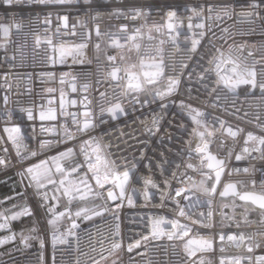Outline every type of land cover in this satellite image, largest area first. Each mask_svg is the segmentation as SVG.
I'll return each mask as SVG.
<instances>
[{
	"label": "built area",
	"instance_id": "2783aa9c",
	"mask_svg": "<svg viewBox=\"0 0 264 264\" xmlns=\"http://www.w3.org/2000/svg\"><path fill=\"white\" fill-rule=\"evenodd\" d=\"M249 0H73L72 4L66 5H42L35 0H13L11 5L0 0V24L11 25L20 23L23 27L17 31L14 27L9 37L5 38L0 33V44L5 47L0 48V149L7 148L8 152L0 151V156L11 160L7 168H0V176L13 173L16 177L17 172L27 165H31L46 156L56 154L65 147L75 146L78 150V141L57 147L53 145L46 150L45 155L30 157L27 161L18 162L15 149L11 141L7 139L8 133L4 131L6 127L19 126L21 133L25 137V143L29 150H35L36 140L54 139L47 133H41L40 128L43 123L50 127L56 121H44L39 119L40 111H47L49 107L59 111L61 94L65 102V109L69 112H76L78 119L84 120V111H90L96 122L97 127L89 135L99 137L106 146V151L111 154V159L118 164V171L130 169L129 180L125 185V197L123 201H109L113 209L119 215L120 231L123 236L125 248L120 253L122 264H183L186 254L184 245L188 239L214 238L213 249L210 251H198L193 260H203L204 264H219L221 256L225 258V264H228L230 258L240 257L241 264H257L256 257L264 256V236L257 235L264 233V224L261 220L249 219L248 211L239 209L230 215L226 214L220 205L221 197L215 195L209 197L201 191L199 181L202 179L196 170L200 167L201 158L195 152V148L200 143L198 136L192 135V129L196 127L189 117L187 110L180 107V101L184 100L193 107L198 108L205 113L202 118L208 125L209 131L213 136L209 138L211 143L209 149L217 158H226L228 149H233L230 159H226V167L221 177V184L218 191L222 190L225 183H235L247 191L264 194V187L261 186V180L264 179L259 171L252 173V168H264V159H260V153L252 152L251 155L245 154V158L237 161L236 154H241L244 147V140L248 132L255 136H264V131L256 126L255 116L259 112L264 116V100L260 99V92L251 90L249 85H240L235 93L227 90L210 93L201 83L197 81V75L201 72L200 65L207 66L206 61L208 52L212 44L219 46L221 41V28H228L235 39L236 45H243L242 52H235L241 58H247V64L251 67L255 61L264 56V34H262L257 21L256 31H249L254 25H251L245 18L233 16L231 19H216V12L209 13V6H219L225 4L236 5V11L239 12L240 5H246ZM204 9L201 16L193 15L192 9ZM133 9H138L139 13ZM117 11L123 15H114ZM174 12L175 16L169 20V13ZM50 14V16H49ZM68 16L67 27L64 22L58 19V16ZM211 19H206V17ZM48 17L50 23L46 24ZM95 17V19H93ZM135 17V18H133ZM78 21H87L89 27L99 25L101 32L115 33V37L124 44V33L119 31L123 25H127L128 34H134V29H141L140 35L135 43L140 45L139 49L127 44L122 49L109 47L110 37L101 38L100 51L94 48L96 43L95 33L92 35V43L84 50V63L73 64L72 58L68 57L66 63L59 62L58 53H56V63H53L50 57H53V46L59 47L61 44L72 45L80 43V37L70 35L71 26L77 24L76 31L81 28ZM179 25L173 32L169 33L167 25L169 23ZM205 23L206 29H197L193 26L191 30L188 24ZM59 28V34L57 29ZM159 28V31L156 29ZM205 31V36L201 39V44L195 53L190 52L191 40L199 38L193 36V33ZM177 32L179 35H177ZM175 37L173 44L172 37ZM151 37V38H149ZM39 38L41 43L36 44ZM48 39L53 41L52 45L46 43ZM163 41V43H161ZM232 41H229L231 43ZM251 52L253 55L249 56ZM105 53L116 55V64L122 69L131 68L134 72L140 71V62H150L151 57L159 60L164 59L166 65L175 63L178 67L183 60L189 64L188 71L195 68L191 81L188 80L187 72L176 93L167 98L164 102L168 107L161 110V101L156 99L154 102L143 107L129 104L128 98H123V107L125 115H118V118L112 120L107 113L101 115L100 106H110L109 102H115L120 97L122 87L127 85V80H112L107 73L111 71L112 66L107 62ZM123 57L121 60L120 57ZM98 57V59H97ZM135 66L132 68L131 66ZM257 70V79L260 76V64L255 65ZM167 71V70H166ZM63 83H61V76ZM119 75L123 76L121 72ZM214 79V77H213ZM99 81V82H98ZM159 83L166 84V78H162ZM76 91H73V85ZM88 84L87 91L83 85ZM211 86V85H210ZM55 91L49 92L48 89ZM191 89V93H189ZM105 93V98H101L100 93ZM4 96L8 97L7 105L4 104ZM142 99H152L147 93H140ZM219 96V99H217ZM87 97V100L84 98ZM130 98V97H129ZM52 101L49 104V101ZM77 103L73 106L70 101ZM171 101H175L172 103ZM83 102V103H82ZM87 105V107H85ZM26 109H31L36 119L27 118ZM227 109V111H225ZM235 109L240 112L233 114ZM8 113H11L9 116ZM245 113L248 115L245 116ZM153 115L157 120L153 132L147 131L146 125L151 126ZM219 118L225 122L223 128L215 120ZM103 119L105 123H99ZM58 122L64 123L65 118L58 116ZM70 125V118H68ZM232 127L243 131L233 138L228 135L226 129ZM158 129V130H157ZM74 131V127L72 128ZM203 128L198 131H203ZM36 139L33 140L32 137ZM81 139H88L83 136ZM258 146L255 141H250L249 148ZM83 159L82 156H78ZM192 164V169H187V174L192 177L193 182L185 181L177 183L173 181L170 189L171 196L180 201L185 215H179V209L172 200L161 201V191H166L164 187V178L170 176L173 171L184 173L187 164ZM179 165V168L176 166ZM244 168L249 172L245 173ZM240 169V171H232ZM204 171H209L204 169ZM214 176V173H211ZM145 180H151L157 185L152 188L148 185L147 190L151 193V198L146 200L144 197ZM256 184L253 186L252 181ZM212 181H207L205 187H210ZM106 187H110L107 185ZM177 190H183L181 196H176ZM119 193V189H115ZM195 192L190 200H184V195L188 192ZM30 197L40 214V234L44 240V247L41 248L40 242L33 249L19 251L0 259V264H75L77 255L76 239L69 237L70 245L57 244L54 250L51 242V229L46 226V216L44 209L39 206V200L30 192ZM106 195V193H105ZM129 199L131 203H129ZM199 200L196 203V200ZM211 199V207L207 201ZM99 204L103 201L99 200ZM121 206L116 209L115 204ZM191 204L189 207L188 205ZM212 211L213 216L209 223L210 227H205L200 223L193 221L204 220L207 213ZM259 211V210H257ZM204 214L202 216L201 214ZM222 213H225L231 219H222ZM163 216L167 220H176L181 225H186L191 229L188 236L183 239H168L167 233L176 232L180 234L181 229H173L171 224L165 223L162 228L165 235L159 239H152L147 243V248L141 247L134 249L131 253L126 250V245L135 239H139L141 234L147 235L148 229L145 223L150 217ZM247 217V223H245ZM239 222V227H237ZM113 218L111 213H105L104 216L87 222L78 223L80 225L77 233L80 240V249L83 252H90L89 233L92 234V241L95 243L96 234L99 231L107 233L113 227ZM70 226V222L57 226V235L65 233ZM224 232L232 234L242 232L245 236H255V243L259 247H253L252 252L247 251L248 241L237 247L235 243L225 240L223 243L219 240V234ZM223 247L224 251L220 249ZM138 253H143L139 255ZM251 257V259H248ZM82 264H88L87 257H81Z\"/></svg>",
	"mask_w": 264,
	"mask_h": 264
},
{
	"label": "snow or ice",
	"instance_id": "6c2138e0",
	"mask_svg": "<svg viewBox=\"0 0 264 264\" xmlns=\"http://www.w3.org/2000/svg\"><path fill=\"white\" fill-rule=\"evenodd\" d=\"M36 3L42 5H66L72 4L73 0H35ZM90 2V0H85V3ZM4 3L11 5L13 0H4ZM134 12L139 13L138 9H133ZM204 9H192L193 15L199 17L201 16ZM209 13L216 12V19L221 20L223 18L231 19L233 16H238L245 18L251 25H254L249 29L251 33L256 31V23L259 21V27L262 34H264V0H249L246 5H240L239 12L236 11V5L234 4H225L219 6H209L207 8ZM114 15H123L120 11L114 13ZM50 16V14H49ZM175 16L174 12L169 13V20ZM135 18V17H133ZM58 19L64 22V26L67 27L68 16H58ZM95 19V17H93ZM206 19H211V17H206ZM45 23H50V19L46 17ZM78 24L81 28L80 32L76 31L77 24L71 26L70 35L79 36L81 42L66 45L61 44L59 47L53 46V57L49 59L53 63H56V53H58L59 62L61 64L66 63L67 58L71 57L73 64L84 63V50L89 47V44L92 43V35L95 33L96 43L94 48L97 52L100 51L101 38L108 36L110 37L109 47L122 49L127 44L131 43L132 46L139 49L140 45L135 43L137 37L141 33V29H134V34L129 35L127 30V25H123L119 28V31L124 33V44H121L120 40L115 37V33L110 32H101L99 25L94 27H89L87 21H78ZM197 29H206L205 23H197L193 25L191 22L188 24L189 30L193 28ZM15 28L17 31L22 29L20 23H13L11 25L0 24V33L3 34L5 38L9 37L12 28ZM179 25L169 23L167 25L169 33L173 32ZM159 31V28L156 29ZM221 35L219 40L221 43L219 46L212 44L209 52L208 58L206 61L207 66L204 67L200 65L201 72L196 74L197 81L202 84V86L210 91V93H217L218 91L227 90L228 92L235 93L236 89L240 85H249L251 90L259 89L260 99L264 100V78L257 79V70L255 65L260 64V76L264 77V56L258 61H255L254 64L249 67L247 64V58H241L240 55H236L235 52L241 51L243 45H236L235 39L230 33L229 29L224 27L220 29ZM57 34H59V28L57 29ZM205 31H200L199 33H193V36H198L199 38H193L191 40L190 52L195 53L198 49V46L201 44V39L205 36ZM177 35L179 33L177 32ZM151 38V37H149ZM173 44H175V37L172 38ZM229 41H232L229 43ZM41 43L40 39H36V44ZM47 44L52 45L53 41L48 39ZM163 43V41H161ZM5 47L4 44H0V48ZM249 56L253 54L248 53ZM107 62L112 66L111 71L107 75L115 81L127 80V85L122 87V92L120 97H117L115 102H109L110 106L105 107L103 104L100 106L101 115L107 113L112 120L118 118V115H125V108L123 107V98H128L127 102L134 107L140 106L143 107L154 102L156 99L161 101L160 108L164 110L168 107V104L164 101L171 97L173 93H176L184 79L185 73L187 72L188 80L191 81L192 75L195 73V68H192L191 71H188L189 64L185 61H181L177 67L175 63L166 65L164 63L163 57L159 60L156 57H151L150 62H145L141 60L140 62V71L134 72L129 69H122L119 65L116 64L117 56L108 55L105 53ZM98 59V57H97ZM122 60L123 57L121 56ZM134 68L135 66H131ZM167 70V71H166ZM121 72L124 73L123 76L119 75ZM61 76V83H63V77ZM214 77V79H213ZM162 78H166V86L163 90L156 87L159 81ZM99 82V81H98ZM211 85V86H210ZM89 85L84 84L83 88L87 91ZM73 91H76L75 84L73 85ZM51 93L55 91L54 89H48ZM140 93H147L151 95L152 99L147 98L142 99ZM191 93V89H189ZM101 98H105V93H100ZM130 97V98H129ZM87 100V97L84 98ZM219 99V96H217ZM4 104L7 105L8 97L4 96ZM175 103V101H171ZM52 101H49L51 104ZM77 102L75 100L70 101L71 105H75ZM83 103V102H82ZM87 107V105H85ZM180 107L187 110L192 123L196 126L192 129V135L198 136L200 138V143L195 148V152L201 158V164L198 169H196L202 179L199 181L200 188L197 191H201L203 194L212 197L219 195L221 198L228 196L239 197L241 201L251 202L253 205L258 206L261 212H264V194H255V193H244L240 194L237 192V185L235 183H225L222 186V190L218 191V186L221 184V177L224 173L226 167V159H230L233 154V149H228V155L226 158H217L216 155H213L209 151V144L211 143V138L213 132L209 131V125L202 119L205 116V113L200 111L198 108L193 107L192 104L186 103L184 100L180 101ZM27 118L29 120L36 119L34 112L31 109H26ZM227 111V109H225ZM240 109H235L234 115L239 113ZM10 116L11 113H8ZM83 115L84 120L81 121L78 119V114L76 112H69L65 109V102L63 99V94H61V99L59 103V111L57 109L49 107L47 111H40L39 119L41 122L44 121H56L57 123L52 124L50 127H46L43 123L41 124L40 131L41 133H47L51 136H54V139H39L36 140L35 150H29V146L25 143V137L21 133L19 126L6 127L5 132L8 133L7 139L11 141L13 148L15 149L18 162L27 161L30 157H36L38 155H45L46 150L50 149L53 145L57 147L61 145L68 144L69 142L78 141L79 148L75 146L65 147L62 151H58L55 155L47 156L45 159L41 160L39 164H31L25 167H22L17 175L20 177V183L24 186L25 189L32 188L34 194L39 200V206L44 209L46 216V226L48 229H51V242L55 255L56 245H70L71 241L69 237H74L76 239V257L75 264H82L81 257H87L88 264H122V259L120 253L124 250L125 244L123 236L120 231L119 215L113 209L112 205L109 204V201L115 202L117 200L123 201L125 197V185L129 180L130 169L118 171V164L116 161L111 159V154L106 151V146L103 144L102 140L99 137L89 135L90 132L94 131L97 127L96 122L90 111H84ZM248 114L245 113V116ZM58 116L64 117L65 122L59 123ZM70 118V125L68 122ZM215 120L220 124V127L223 128L225 122L215 118ZM256 126L264 131V116L261 113H257L255 116ZM103 119L99 123H105ZM157 120L153 115L151 126H147V131L152 133L153 128L156 126ZM74 127V131L72 128ZM203 128V131H198V129ZM158 130V129H157ZM228 135L235 138L239 132L243 131L242 129L237 128L233 130L232 127L226 129ZM83 136H88V139H81ZM33 140L36 139L35 136L32 137ZM250 141H255L258 146L249 148L248 144ZM0 142H3V137H0ZM0 151L7 153L8 149L3 148ZM252 152L260 153V159H264V136H255L252 132H248L244 140V147L241 150V154H236L235 159L240 161L245 158V154L251 155ZM82 156L83 159H76V157ZM70 160L72 161L68 167H65L63 161ZM11 164V160L0 156V168H7ZM179 168V165L176 166ZM192 164L186 165V170L184 173H178L173 171L170 176L164 178V187L166 191H161V201L172 200L179 209V215H185L183 207L180 206V201L175 200L171 194L170 189L173 181L177 183H184L185 181L193 182L192 177L187 174V169H192ZM209 171H204V169ZM232 171H240V169H232ZM245 173L249 172L248 168H244ZM259 171L264 175V168L256 169L252 168V173ZM214 173V176L211 174ZM207 181H212L210 187H205ZM145 191L144 197L146 200L151 198V193L147 190L148 185H151L152 188H157V185L151 180H145ZM261 186L264 187V179L261 180ZM253 186H255L256 181H252ZM110 185V187H106ZM119 189V193L115 189ZM183 190H177L176 196H181ZM106 193V195H105ZM24 193H17V196H23ZM195 192L189 191L188 194L184 195V200H190L192 196H195ZM16 197H9L7 199H15ZM103 201L102 204H93V206L88 207H79L75 212L72 211L71 205L73 201L87 202L89 200ZM64 200L66 203L64 205V210L59 211L60 201ZM5 201H0V204H3ZM196 203L199 202L197 199ZM129 203L131 200L129 199ZM209 207H211V199L207 201ZM121 204L116 203L115 208L118 209ZM189 207L191 204L188 205ZM19 208V211H14L13 209ZM5 212H10L11 215H5ZM105 213H111L113 218V227L107 232H101L98 230L96 234V241L93 243L92 234L89 233V249L90 252H83L80 249V240L77 233L80 225L76 222L77 219L84 221H91L95 217H102ZM204 216V214H201ZM222 219H231L225 213H222ZM213 213L209 211L204 220L193 221V223H200L205 227H210L209 223L205 221L212 220ZM22 217H34V212L30 205L25 201L22 205L14 204L11 208L0 211V220L3 222L0 223V229H8L11 233L9 236L0 238V245L13 241L17 238V234L11 231L10 223L11 221L18 220ZM68 219L70 221V226L65 233L57 235V224L62 219ZM247 217H245V223H247ZM165 223L171 224L173 229H181L180 234L176 232L167 233L168 239L172 240L174 237L177 239H183L191 232V229L186 225H181L176 220H167L163 216L150 217L145 223V228L148 229V234H141L139 239L128 243L126 245V250L131 253L134 249H139L141 247L147 248V243L152 239H159L162 235H165V230L162 228V225ZM261 223L264 224V220H261ZM237 227H239V222H237ZM29 235H25L22 230L19 234L20 241L25 246H28V241L30 239L36 238L39 239L41 248L44 247V240L39 236L41 231L40 222L33 219L32 225L27 229ZM33 234H36L35 236ZM257 235L264 236V233H258ZM219 240L223 243L225 240L235 243L237 247L245 244L248 241L247 251L252 252L253 247H259L260 245L255 243V236H245L242 232H234L232 234H226L221 232L219 234ZM214 238H200V239H188L184 245L185 258L183 259V264H204V261L201 259L199 261L193 260L192 258L196 256L198 251H210L213 249ZM221 252L224 251L223 247L220 249ZM143 255V253H138ZM248 259H251L249 257ZM257 264H264V256H259L255 258ZM55 264V259L53 260ZM219 264H225V258L221 256ZM228 264H241V258L235 257L230 258Z\"/></svg>",
	"mask_w": 264,
	"mask_h": 264
},
{
	"label": "rangeland",
	"instance_id": "374dc122",
	"mask_svg": "<svg viewBox=\"0 0 264 264\" xmlns=\"http://www.w3.org/2000/svg\"><path fill=\"white\" fill-rule=\"evenodd\" d=\"M166 86V84L164 83H158V85L156 87H158L159 89L163 90L164 87ZM55 155V154H53ZM51 156V155H50ZM47 157V156H46ZM46 157L36 161V162H33L32 164H39L41 162V160L45 159ZM76 159H80L79 157H76ZM72 161L70 160H66V161H63V164L65 167H68L70 164H71ZM17 180L18 182L20 183V178L17 177ZM20 186H21V192L24 193L23 196H17V194L14 195V197H16L14 199V201L16 203H19V201L23 202L24 200H26V196H29L30 197V192L32 191V188H27L25 189L24 186L20 183ZM21 192H18V193H21ZM236 199L234 198H221L220 200V205L223 209H228V210H236L234 205H237ZM65 201L64 200H61L60 201V206L58 208V210H64V205H65ZM93 204H99V201L98 199L95 200V201H92V200H89L87 202H81V201H73L72 205H71V209L73 212H75L79 207H84V206H88V207H91L93 206ZM243 210H247L249 213H252L253 210H250L248 208H244ZM0 211H4V210H0ZM14 211H19V210H14ZM34 212V217H31L32 219H35V220H39L40 221V214L38 212V210H33ZM234 212V211H233ZM5 215H8L10 216L11 213L10 212H5ZM23 218H26V217H22L18 220H15V221H11L10 223V228H11V231L12 232H15L17 234V238L13 241H10L8 243H5V244H2L0 245V259H3L5 257H8L9 255L11 254H14L16 252H19V251H24V250H27L29 249L34 242H38L39 239H36V238H33V239H30L28 241V246H25L23 243H21L20 241V237H19V234L21 231H17L16 227H15V224L17 221H21ZM98 217H95L93 220L97 219ZM66 219V218H64ZM91 220V221H93ZM3 221L0 220V223H2ZM77 223H87V222H90V221H84V220H81V219H77L76 221ZM11 233L9 232L8 229H0V238H3V237H6V236H9ZM24 234L25 235H29L28 231L25 230L24 231ZM34 236L36 234H33ZM39 236L41 237V234L39 233Z\"/></svg>",
	"mask_w": 264,
	"mask_h": 264
},
{
	"label": "trees",
	"instance_id": "16d2710c",
	"mask_svg": "<svg viewBox=\"0 0 264 264\" xmlns=\"http://www.w3.org/2000/svg\"><path fill=\"white\" fill-rule=\"evenodd\" d=\"M240 189L242 191H247V189L243 187H240ZM20 191H21L20 183L18 182L17 177L13 173H8L3 176H0V196L1 197H10V196L14 197V195ZM235 201L237 203V205H234L236 206L235 207L236 210L244 209V208L253 210L252 213H248L249 219L260 220L264 218V212L257 211L254 207L250 205L242 204L238 202L237 200ZM224 211L226 214L230 215L235 210L231 211L228 209L226 210L224 209ZM32 222H33V219L31 217H26V218H23L21 221H17L15 224V227L17 231H22V230L25 231L32 225ZM37 244L38 242H34L33 245L29 249L35 248Z\"/></svg>",
	"mask_w": 264,
	"mask_h": 264
},
{
	"label": "crops",
	"instance_id": "0c3cea01",
	"mask_svg": "<svg viewBox=\"0 0 264 264\" xmlns=\"http://www.w3.org/2000/svg\"><path fill=\"white\" fill-rule=\"evenodd\" d=\"M7 198H9V197H1L0 196V201H5L3 204H0V210L9 209L14 204H20V205H22L25 201L27 202L28 205H30V207L32 208V210H37V208H36V206H35V204H34V202L32 200L26 199L23 202L19 201V203H16L14 201V199H7ZM13 210H19V208H16V209H13ZM59 211H63V210H59ZM69 222L70 221L68 219H62V220H60L58 222L57 226L58 225H63V224L69 223Z\"/></svg>",
	"mask_w": 264,
	"mask_h": 264
},
{
	"label": "water",
	"instance_id": "95a60500",
	"mask_svg": "<svg viewBox=\"0 0 264 264\" xmlns=\"http://www.w3.org/2000/svg\"><path fill=\"white\" fill-rule=\"evenodd\" d=\"M146 63H147V62H146ZM209 151H210V149H209ZM210 152H211V151H210ZM236 185H237V184H236ZM237 192L240 193L241 195L244 194V193H255V192H251V191H240L239 188H238V185H237ZM255 194H258V193H255ZM258 195H259V194H258ZM228 197H229V198H234V199H236L238 202H240V203H242V204L250 205V206L254 207L256 210L261 211V210L258 208V206L253 205L251 202L241 201V200L239 199L238 196H237V197H232V196L230 195V196H228ZM228 197H227V198H228Z\"/></svg>",
	"mask_w": 264,
	"mask_h": 264
}]
</instances>
